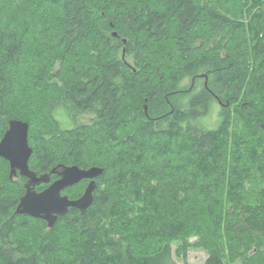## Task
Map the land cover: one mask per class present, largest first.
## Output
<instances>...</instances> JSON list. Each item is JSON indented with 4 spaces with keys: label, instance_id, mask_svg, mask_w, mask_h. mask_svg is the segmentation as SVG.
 <instances>
[{
    "label": "trees",
    "instance_id": "16d2710c",
    "mask_svg": "<svg viewBox=\"0 0 264 264\" xmlns=\"http://www.w3.org/2000/svg\"><path fill=\"white\" fill-rule=\"evenodd\" d=\"M30 1L55 21L40 26L55 47L31 85L46 93L60 77V94L49 98L51 129L36 134L8 111L34 35L0 16V140L20 119L38 175L59 163L105 172L92 206L51 229L15 214L27 179H11L5 161L0 264H177L176 243L184 256L206 249L204 264H264V191L255 205L246 194L264 174V0ZM212 102L220 123L202 129ZM85 185L63 194L77 199Z\"/></svg>",
    "mask_w": 264,
    "mask_h": 264
},
{
    "label": "rangeland",
    "instance_id": "374dc122",
    "mask_svg": "<svg viewBox=\"0 0 264 264\" xmlns=\"http://www.w3.org/2000/svg\"><path fill=\"white\" fill-rule=\"evenodd\" d=\"M207 0H203L206 2ZM52 13V10H51ZM0 16H2L6 22L11 23L14 28L19 29L21 25H31L33 28L31 32L33 37L27 44L26 56L23 64L20 65L19 69L15 71V83L16 93L7 102L6 108L12 115H20L28 118L32 121L33 134L40 131H45L49 126V118L47 117V109L49 104V98L51 96H58L60 94L62 80L60 77L53 80L56 83V87L48 90L46 93L35 91L31 85V79L34 71L39 65V62L48 57L53 53L55 47V41H53V32L49 33L39 32L42 24L48 23L47 29H51L54 22H51L48 16H45L44 12L38 9L34 3L30 0H0ZM55 18V16H54ZM53 18V20H54ZM37 44H36V43ZM129 63L133 62V58L129 57L126 59ZM206 77L196 78L193 86L195 90H200L204 85L208 84ZM193 79L188 77L183 82V87L189 89ZM187 96H183L185 99ZM223 105L218 102H212L209 112L199 119L197 126L202 129L216 128L220 123V112L222 111ZM71 111V108H69ZM62 118V117H61ZM91 117L89 115L75 116V122L89 121ZM56 150L61 147L58 144L54 145ZM264 162V160H263ZM7 172V165L3 158L0 157V175H5ZM264 191V174H259L254 178L247 189V196L249 202L255 205L259 202L261 194ZM203 210V208H202ZM203 215L200 211L199 217ZM196 241V242H195ZM192 243H197L198 240L193 239ZM179 243H176L173 247L174 259L177 264H204L208 258V251L204 248H190L186 253V256L180 251ZM235 264H240L237 261Z\"/></svg>",
    "mask_w": 264,
    "mask_h": 264
},
{
    "label": "water",
    "instance_id": "95a60500",
    "mask_svg": "<svg viewBox=\"0 0 264 264\" xmlns=\"http://www.w3.org/2000/svg\"><path fill=\"white\" fill-rule=\"evenodd\" d=\"M113 36L118 37V34L113 33ZM123 41L126 43V40ZM8 124V129L0 140V157L9 163L11 179L18 176L27 179L25 192L15 214L40 219L52 229L59 218L67 215L72 208L85 213L94 203L96 180L104 174L105 169L99 166L80 168L77 165L59 163L50 172L38 175L30 168L33 155L29 142L30 124L20 119H11ZM54 176L57 179L53 181ZM86 180H89V184L79 198L70 199L63 194L66 189ZM41 185L47 187L38 191L37 188Z\"/></svg>",
    "mask_w": 264,
    "mask_h": 264
},
{
    "label": "flooded vegetation",
    "instance_id": "af4514ba",
    "mask_svg": "<svg viewBox=\"0 0 264 264\" xmlns=\"http://www.w3.org/2000/svg\"><path fill=\"white\" fill-rule=\"evenodd\" d=\"M89 184V180H86V185L85 186H87ZM86 188V187H85Z\"/></svg>",
    "mask_w": 264,
    "mask_h": 264
}]
</instances>
